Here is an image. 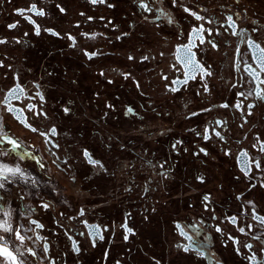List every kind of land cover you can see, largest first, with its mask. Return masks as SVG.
<instances>
[{"label": "flooded vegetation", "instance_id": "1", "mask_svg": "<svg viewBox=\"0 0 264 264\" xmlns=\"http://www.w3.org/2000/svg\"><path fill=\"white\" fill-rule=\"evenodd\" d=\"M33 3L44 15L27 11ZM201 25L211 35H192ZM249 38L264 49V0H0V162L24 173L0 189V218L7 211L24 240L0 236L25 253L22 264H264V223L253 219L264 217V152L253 147L264 141V71ZM189 44L211 75L174 84L186 78L177 49ZM17 84L23 92L10 95ZM242 151L261 162L247 176ZM189 243L205 254L178 247Z\"/></svg>", "mask_w": 264, "mask_h": 264}, {"label": "snow or ice", "instance_id": "2", "mask_svg": "<svg viewBox=\"0 0 264 264\" xmlns=\"http://www.w3.org/2000/svg\"><path fill=\"white\" fill-rule=\"evenodd\" d=\"M91 3L93 4H96V3H105L106 0H90ZM177 2V0H172V3L173 5H175ZM109 7H112V5H108ZM57 7L60 9L61 12H64L65 9L63 7H60L59 5H57ZM141 7H143L145 10H149L147 5L144 4V3H141ZM25 9H17V13L21 16H24L25 15ZM28 12H31L35 15H38V16H42L44 15V12L43 10H38L37 9V6L35 3H33L28 9H27ZM185 12H189L190 10L188 8H185L184 9ZM161 13L163 14V10L161 9ZM193 16H195V18L197 20H203L204 18L202 16H199L197 15L196 13H191ZM81 15H83V13H81ZM25 19H27L29 21V23H32L35 25V21L31 19L30 16H25ZM89 20L92 19V17H89L88 18ZM227 21L229 22V26L230 27H235V22L233 21V18L232 16H228L227 17ZM169 22L171 23V19L169 18ZM208 23H212V21H208ZM8 27L10 29L12 28H15L17 27L16 24H10L8 25ZM77 27H79V25H77ZM35 30H36V33L39 34L40 32V26L39 25H35ZM46 31H49L51 32L53 35H59L58 33L52 31L51 29H46ZM202 31H208V34L211 35V30H206L203 28V25L200 26V28H194L193 29V32H192V35L194 36H199L200 32ZM253 31H255V29H253ZM235 34V33H234ZM82 36H84L85 38L87 39H95L98 35H102V34H98V33H81ZM67 38L72 42L71 43V47H76L77 46V41H76V38L74 36H72L71 34H68ZM119 39V37H118ZM205 41L203 38L200 39V43L203 44ZM209 44L212 45V47H216L217 45L215 43H213L211 40L207 41ZM249 44L251 46H253L254 48L258 49L260 54L259 56H254V60L256 61L258 67L260 68L261 71H264V49H261L260 46L258 44H255L254 41H252L250 38H249ZM0 43H6L5 40H2L0 39ZM192 47L193 45L189 44V45H183V46H180L178 47L177 51L178 52H183L184 53V56L182 57V63L184 64V67L186 69V72H185V80L183 81H179V80H176V81H173L174 84H178V83H184L186 84L188 82L189 79H194L195 76H194V73L195 72H200L202 75H201V79L204 78V76H210L211 75V72L208 70V68H205L197 59H196V53L194 51H192ZM84 54L88 57V59H92L95 55H97V53L95 52H88L87 50H85ZM129 59H132V57L130 56ZM143 59H148V57H143ZM210 67V66H209ZM246 70H248L250 72L251 75H253L255 78H258L259 77V72L255 71L254 69L251 68V66H247ZM127 78V76H126ZM165 80L168 79V77H164ZM260 83H264V80L260 81ZM235 87V85H234ZM172 92H176L178 91L177 88H171L170 89ZM204 91H208V86H207V83L205 82L204 84ZM17 92H23V89L20 88V86L17 84L13 89L10 90V95H14L15 93ZM238 95H244L243 93H237ZM251 94V93H249ZM37 95H40L39 93H37ZM256 95L258 97H261V98H264V96L261 95V91L259 90V86H257V92H256ZM40 99L42 100L43 99V96H40ZM241 103L242 102H237L235 107L236 108H240L241 107ZM222 107H228V105H221ZM249 108L252 107V105H249L248 106ZM33 108H35V105H29V110H32ZM9 110H13V109H9ZM210 109H205L204 111H209ZM65 112H68L69 109L68 108H65L64 109ZM133 110L131 108L128 109V112L131 113ZM43 113H37V115H42ZM193 115H196V113H193ZM217 124H220L221 122L220 121H216ZM30 127V125H29ZM32 131H38L37 129L35 128H32L31 129ZM54 134L55 130H51ZM41 135H46L45 133H40ZM199 135V133H198ZM215 135L220 137L221 140L224 139L223 136H221V134L219 132H215ZM203 138L205 140H208L210 137L208 135V130L207 128L205 129V133H204V136ZM5 139H7V142L11 143L12 144V151L15 152L18 148H20V145L17 144L15 141H12L10 139H8L7 137H5ZM180 141H177V144H179ZM173 147H175V145H173ZM254 148H258V150L260 152H264V141H261L259 139V137H257V143L253 145ZM201 152H203L205 155H207V152H205V150L203 148L200 149ZM225 154L227 155L228 152H225ZM4 155H7V153H4ZM83 155H84V158L87 160L88 164L92 165L93 167H96L100 170H103V171H107V169L105 168L104 164L100 161V160H97V159H94L92 154L89 153L86 149L84 150L83 152ZM26 156H28L27 153H23L21 154V159L25 158ZM34 158V157H32ZM238 159V162L240 163L241 165V170L244 172V174L247 176L249 174V172L251 171V168H252V165L254 164L256 168H260L261 167V162L259 159H256V160H252V161H249L248 159V153L246 151H242L240 153V156L237 158ZM37 163H39V161H37ZM40 167L43 168V164H40ZM161 167H163V165H161ZM166 175V173H164ZM9 175L15 177L17 175L19 176H23L24 173L23 171L17 166L15 168H9L8 166L6 165H0V189L4 188V185H5V182L8 181V177ZM198 179H200L201 181H203V177H198ZM33 183H35V180H33ZM239 198V197H238ZM205 201H207L209 198L208 196H205L204 197ZM207 206V205H206ZM43 207L47 208L48 205L47 204H44ZM4 215L5 217L9 216L10 214L5 211L4 212ZM229 220V222L235 224L236 223V217H228L227 218ZM253 219L254 220H259L260 222L264 223V217H260L259 215H257L255 213V210H253ZM32 223H34L36 225L37 228H40L42 227V225H40L39 223H37L36 221H32ZM93 228H95V226H92ZM122 227L125 229V237L124 239L127 240L128 239V233H132V229L129 228L127 226V223H125L124 225H122ZM249 229L251 228V225L248 226ZM0 230L6 232V233H10V232H15V236H16V239L20 240L21 243H23V240H24V237L21 235V229L20 228H13L10 224H9V221L7 218H5L4 220L0 221ZM218 232L222 231V229L220 227H217L216 229ZM241 232H244L245 229L244 228H240L239 229ZM93 235H96V236H99V230H95L93 233ZM181 234L182 235H187L186 233L183 232V230L181 231ZM39 238V237H38ZM101 239H103L102 236H100ZM4 237L3 236H0V241H4ZM189 240H191V237H188ZM230 240L234 239L232 237H229ZM236 242V241H234ZM74 247H75V244H74ZM178 247H183V250L185 252H189V251H196L197 255L199 256H203L205 253L203 251L200 250L199 246L197 245L196 247L193 246L192 243H189V244H186V245H178ZM245 247L251 249V245L248 244V245H245ZM78 250V249H77ZM45 251H47V246H45ZM27 252L30 253L31 255L35 256L36 253L31 249V248H28L27 249ZM237 252L239 253V249H237ZM0 255H4L6 256L7 258H9V260L11 261V264H22V262H17V258L16 256L13 255V253L11 251L8 250V248H3V247H0ZM23 255V254H21ZM249 259H255V254H253L252 257H249Z\"/></svg>", "mask_w": 264, "mask_h": 264}, {"label": "built area", "instance_id": "3", "mask_svg": "<svg viewBox=\"0 0 264 264\" xmlns=\"http://www.w3.org/2000/svg\"><path fill=\"white\" fill-rule=\"evenodd\" d=\"M1 163V162H0ZM5 163H1L0 165H4ZM6 165V164H5ZM0 243L3 245V246H6V247H8V248H10L12 251H14V253H15V255H16V257H17V260L19 261V262H23V260H24V254L21 252V251H19L18 249H17V247L15 248V250H13L14 249V247H15V244H13V242H11V240L9 239V238H5L4 239V241H0ZM12 246H11V245ZM21 254H23V255H21ZM1 260V259H0ZM0 264H3V261L1 260L0 261Z\"/></svg>", "mask_w": 264, "mask_h": 264}, {"label": "water", "instance_id": "4", "mask_svg": "<svg viewBox=\"0 0 264 264\" xmlns=\"http://www.w3.org/2000/svg\"><path fill=\"white\" fill-rule=\"evenodd\" d=\"M0 247L8 248V247L3 246V245H0ZM8 250L11 251L9 248H8ZM12 253H13V252H12ZM13 255H14V253H13ZM14 256H15V255H14ZM0 257H1L5 262L11 264V261H10L9 258H7L6 256H4V255H0Z\"/></svg>", "mask_w": 264, "mask_h": 264}, {"label": "rangeland", "instance_id": "5", "mask_svg": "<svg viewBox=\"0 0 264 264\" xmlns=\"http://www.w3.org/2000/svg\"><path fill=\"white\" fill-rule=\"evenodd\" d=\"M1 163H4V162H1ZM6 164V163H5ZM11 178L13 177V176H11V175H9ZM15 177H17V178H19V175H17V176H15ZM5 218V217H4ZM4 218L2 219V218H0V221H2V220H4ZM0 234H2V230H0ZM5 238V237H4ZM13 244H15V242H13ZM23 254H24V259L26 260V255H25V253L24 252H22ZM2 261H3V259L2 258H0ZM0 260V261H1Z\"/></svg>", "mask_w": 264, "mask_h": 264}]
</instances>
